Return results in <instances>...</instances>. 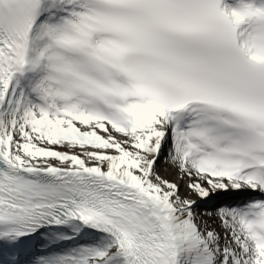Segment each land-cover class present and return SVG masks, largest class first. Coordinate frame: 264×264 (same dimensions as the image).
<instances>
[{
	"label": "snow or ice",
	"instance_id": "1",
	"mask_svg": "<svg viewBox=\"0 0 264 264\" xmlns=\"http://www.w3.org/2000/svg\"><path fill=\"white\" fill-rule=\"evenodd\" d=\"M0 264H264V0H0Z\"/></svg>",
	"mask_w": 264,
	"mask_h": 264
},
{
	"label": "rangeland",
	"instance_id": "2",
	"mask_svg": "<svg viewBox=\"0 0 264 264\" xmlns=\"http://www.w3.org/2000/svg\"><path fill=\"white\" fill-rule=\"evenodd\" d=\"M167 155H168L167 148H165V151L161 153V156L158 160V165L160 167L168 170L167 173L168 174L170 173L169 175L172 174V177L168 176V178L170 179L171 182L177 184L181 181L185 184H188V179L186 177L181 179V173L173 165H171L167 161ZM192 195L194 196L193 199H197V202L199 204L197 211L200 213H205V212L214 213L219 206H223V204L222 205H215L214 206L215 208L207 209V207L203 205V202L200 201L199 198L194 193ZM207 219L209 220V223L212 225V227L217 228L219 230L218 220H216L213 217H208Z\"/></svg>",
	"mask_w": 264,
	"mask_h": 264
},
{
	"label": "bare ground",
	"instance_id": "3",
	"mask_svg": "<svg viewBox=\"0 0 264 264\" xmlns=\"http://www.w3.org/2000/svg\"><path fill=\"white\" fill-rule=\"evenodd\" d=\"M165 151V150H164ZM163 151V152H164ZM155 169H156V171L164 178V179H166V180H168V181H170V179L168 178V176L170 177H172V174L171 175H169L167 172H168V170H166V169H164V168H162V167H160L159 165H158V161H157V164H156V166H155ZM171 182V181H170ZM177 185L179 186V188H180V194H181V196H188L189 195V193H190V190H189V188H188V184H185V183H183V182H179V183H177ZM193 194V193H192ZM191 194V198H193L194 196ZM231 194V193H230ZM246 197H243V196H235V195H227V196H222L221 197V200H216V201H213L211 204L213 205V204H215V203H218L217 205H222V204H224V203H232V204H234V203H237V202H239L240 200H242V199H245ZM221 201V202H220ZM211 208H213L212 206H210Z\"/></svg>",
	"mask_w": 264,
	"mask_h": 264
}]
</instances>
